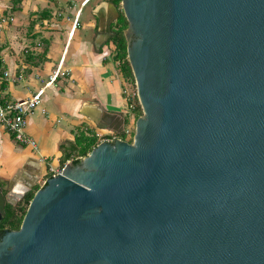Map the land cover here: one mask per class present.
I'll return each instance as SVG.
<instances>
[{"label":"water","instance_id":"water-1","mask_svg":"<svg viewBox=\"0 0 264 264\" xmlns=\"http://www.w3.org/2000/svg\"><path fill=\"white\" fill-rule=\"evenodd\" d=\"M121 8L134 135L120 117L114 141L48 177L0 264H264V0ZM35 183L0 185V224Z\"/></svg>","mask_w":264,"mask_h":264},{"label":"crops","instance_id":"crops-1","mask_svg":"<svg viewBox=\"0 0 264 264\" xmlns=\"http://www.w3.org/2000/svg\"><path fill=\"white\" fill-rule=\"evenodd\" d=\"M121 3L0 0V106L24 100L47 85L41 103L27 115V131L37 149L20 144L0 122L4 192H9L10 182L21 188L36 182L25 196L35 193L52 175L51 167L85 156L95 138L99 143L118 135L108 127L117 125L120 117L125 127L134 125L123 91L125 75L110 41ZM110 18H115L113 34L107 39ZM61 61L70 74L49 83Z\"/></svg>","mask_w":264,"mask_h":264},{"label":"built area","instance_id":"built-area-1","mask_svg":"<svg viewBox=\"0 0 264 264\" xmlns=\"http://www.w3.org/2000/svg\"><path fill=\"white\" fill-rule=\"evenodd\" d=\"M1 17V16H0ZM10 19H13L10 17ZM78 19L75 21V26L77 24ZM9 73H6L8 75ZM70 72L66 69L61 61L60 64L57 66L56 70L52 74L51 78L49 79V83L56 81L60 76L69 75ZM48 83V84H49ZM47 86V85H46ZM46 86L39 89L35 94L32 96L24 99L19 100L14 103H10L7 105L0 106V122H2L6 128L14 135L15 139L22 145L30 146L35 149L38 148V143L36 139L29 135L27 131L28 127V118L27 115L32 112L42 101V94L46 88ZM124 94L126 99L128 100V112L134 116V120L137 118V111L141 106L136 81H131L124 76ZM142 108V106H141ZM135 130V124L133 126L125 127V135L131 134ZM118 137L115 136H105L103 140L106 141H114V139ZM64 167V166H63ZM63 167L61 168H54L51 167L52 175H57L62 172Z\"/></svg>","mask_w":264,"mask_h":264},{"label":"trees","instance_id":"trees-1","mask_svg":"<svg viewBox=\"0 0 264 264\" xmlns=\"http://www.w3.org/2000/svg\"><path fill=\"white\" fill-rule=\"evenodd\" d=\"M116 5H119L122 0H113ZM127 18L124 15V12L121 10V16L119 17L118 21L114 25V34L110 41L115 44L116 46V55L115 58L120 60L121 69L124 72V75L127 79H131V81L135 82V78L133 75V71L130 65V62L128 60V54H127V39L124 33V30L128 26ZM142 114V108L139 107V110L137 111V116H140ZM124 138L127 139V136L124 135ZM98 144L97 138L93 139L90 143V147L84 152L85 155H87L91 150ZM80 158L75 159V162H78ZM34 193H29L25 198L22 200L21 203H17L15 205L8 204L7 206V214L4 219V222L0 224V234H3V231L5 228L10 229H18L21 226L23 217L26 213L27 207L29 205L30 200L32 199Z\"/></svg>","mask_w":264,"mask_h":264},{"label":"rangeland","instance_id":"rangeland-1","mask_svg":"<svg viewBox=\"0 0 264 264\" xmlns=\"http://www.w3.org/2000/svg\"><path fill=\"white\" fill-rule=\"evenodd\" d=\"M123 11V10H122ZM88 13V11L87 12H85L84 13V15H86ZM84 17V16H83ZM132 115V114H131ZM131 115L130 114H128V125L130 124V117H131ZM133 116V115H132ZM134 117V116H133ZM139 116H137V118H138ZM137 118H136V120H137ZM136 120H134V124L136 123ZM133 135H134V131L131 133V134H127L126 136H127V139H129V140H131L132 139V137H133Z\"/></svg>","mask_w":264,"mask_h":264},{"label":"flooded vegetation","instance_id":"flooded-vegetation-1","mask_svg":"<svg viewBox=\"0 0 264 264\" xmlns=\"http://www.w3.org/2000/svg\"><path fill=\"white\" fill-rule=\"evenodd\" d=\"M22 200H23V198H22ZM22 201H20L19 203H21ZM18 203V202H17ZM16 203V204H17ZM10 204V203H9ZM13 205H15V204H13ZM8 206V205H7ZM2 224V223H1ZM4 232V231H3ZM1 233V232H0ZM2 236V234H0V237Z\"/></svg>","mask_w":264,"mask_h":264}]
</instances>
